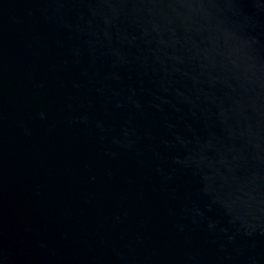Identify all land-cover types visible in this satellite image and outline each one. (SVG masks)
Instances as JSON below:
<instances>
[{
    "label": "water",
    "instance_id": "95a60500",
    "mask_svg": "<svg viewBox=\"0 0 264 264\" xmlns=\"http://www.w3.org/2000/svg\"><path fill=\"white\" fill-rule=\"evenodd\" d=\"M0 264H264V0H0Z\"/></svg>",
    "mask_w": 264,
    "mask_h": 264
}]
</instances>
